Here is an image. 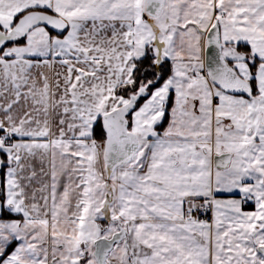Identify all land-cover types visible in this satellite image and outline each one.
I'll return each mask as SVG.
<instances>
[{
    "label": "crops",
    "instance_id": "obj_1",
    "mask_svg": "<svg viewBox=\"0 0 264 264\" xmlns=\"http://www.w3.org/2000/svg\"><path fill=\"white\" fill-rule=\"evenodd\" d=\"M148 11L149 0H0L6 33L29 13L65 24L0 52V264H99L96 242L121 230L105 264H264V0ZM215 23L251 99L207 76ZM149 48L156 65L171 63L169 124L99 179L95 126L127 104L117 89ZM221 155L226 169L215 167ZM200 203L209 222L190 215Z\"/></svg>",
    "mask_w": 264,
    "mask_h": 264
},
{
    "label": "water",
    "instance_id": "obj_2",
    "mask_svg": "<svg viewBox=\"0 0 264 264\" xmlns=\"http://www.w3.org/2000/svg\"><path fill=\"white\" fill-rule=\"evenodd\" d=\"M162 2L163 0H149L148 13L150 16L158 15ZM39 25L46 26L57 33L62 32L65 28V24L61 20L45 13L26 14L10 32L6 33L0 29V52L8 45L24 39L29 31ZM205 68L209 80L224 93L232 96H243L248 99L253 97L252 82L242 78L224 56L219 23H215L207 35ZM146 94L145 89H143L127 105L114 110L102 119V125L106 132L104 157L106 171L110 175L117 168L128 163L138 151L137 136L128 130V117L135 110V104L139 97H144ZM165 98L169 100L171 93L167 92ZM165 121L166 115H160L153 122L152 128L162 127ZM229 162L230 155L217 156L214 161L215 167L218 169H226ZM123 237L124 233L121 230L111 239H101L96 242L95 256L99 264H105L108 255L113 251L115 245L122 241ZM258 251L264 255V247H259Z\"/></svg>",
    "mask_w": 264,
    "mask_h": 264
},
{
    "label": "rangeland",
    "instance_id": "obj_3",
    "mask_svg": "<svg viewBox=\"0 0 264 264\" xmlns=\"http://www.w3.org/2000/svg\"><path fill=\"white\" fill-rule=\"evenodd\" d=\"M160 64L157 65V74H160ZM172 76L168 78V81H165L157 90L152 91L151 97L146 100L138 110H136L133 115L129 119V128L128 130L137 136V139L139 140V148L138 152L134 155L131 162L136 159L138 160V156L140 153V144L143 145L148 140V138H152L156 135V130L152 128V124L155 121V119L160 116L162 113L166 115L167 121H165L164 125L162 127H167L170 121L171 117V111L173 109L174 103L173 99L169 102L165 100V92L172 91V88L170 85H168L171 82ZM160 80V79H159ZM167 80V79H166ZM153 82H157L156 80H152ZM143 85V84H142ZM149 85V84H148ZM145 89V88H144ZM145 91H147L145 89ZM150 91V88L149 90ZM151 92V91H150ZM140 92H136L137 96ZM147 93V92H146ZM140 98V97H139ZM126 103H129L128 99H125ZM125 104V105H127ZM122 105L121 107L125 106ZM120 108V107H119ZM160 127V128H162ZM141 141V142H140ZM146 144V143H145ZM105 154V151H104ZM101 162H98V169L96 176L100 178L108 177L109 174L106 171V167L102 164L103 169H101ZM127 165V164H126ZM97 166V165H96ZM101 169V170H100ZM103 195H100V198Z\"/></svg>",
    "mask_w": 264,
    "mask_h": 264
},
{
    "label": "trees",
    "instance_id": "obj_4",
    "mask_svg": "<svg viewBox=\"0 0 264 264\" xmlns=\"http://www.w3.org/2000/svg\"><path fill=\"white\" fill-rule=\"evenodd\" d=\"M237 48L245 53L246 51L248 52V49H246V47L242 45H239ZM159 67L161 72L160 74H157L156 55L153 48H149L146 56L142 60L135 63L133 82L127 85H123L117 89V96L128 99L129 101L133 97L137 96V91L141 92L144 88L147 90L146 96L140 97L136 101L135 110L133 111V113L151 97L152 91L157 90L165 81H168L169 77L172 76V68L170 62H163ZM152 80H156L157 82H153ZM149 88L151 92L148 91ZM133 113L128 117V120L133 115ZM94 133L97 140H106V132L103 128L102 120H100L99 123L95 126Z\"/></svg>",
    "mask_w": 264,
    "mask_h": 264
},
{
    "label": "built area",
    "instance_id": "obj_5",
    "mask_svg": "<svg viewBox=\"0 0 264 264\" xmlns=\"http://www.w3.org/2000/svg\"><path fill=\"white\" fill-rule=\"evenodd\" d=\"M191 217L195 220H201L204 222H209L211 213L207 203H200L197 209L191 212Z\"/></svg>",
    "mask_w": 264,
    "mask_h": 264
},
{
    "label": "flooded vegetation",
    "instance_id": "obj_6",
    "mask_svg": "<svg viewBox=\"0 0 264 264\" xmlns=\"http://www.w3.org/2000/svg\"><path fill=\"white\" fill-rule=\"evenodd\" d=\"M262 254V253H261Z\"/></svg>",
    "mask_w": 264,
    "mask_h": 264
}]
</instances>
